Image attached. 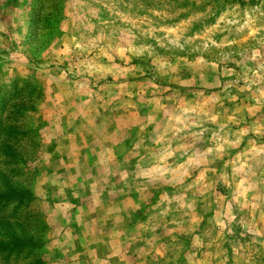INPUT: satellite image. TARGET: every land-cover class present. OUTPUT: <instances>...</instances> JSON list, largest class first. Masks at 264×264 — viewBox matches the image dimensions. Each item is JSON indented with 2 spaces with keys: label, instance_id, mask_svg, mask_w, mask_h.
Instances as JSON below:
<instances>
[{
  "label": "rangeland",
  "instance_id": "rangeland-1",
  "mask_svg": "<svg viewBox=\"0 0 264 264\" xmlns=\"http://www.w3.org/2000/svg\"><path fill=\"white\" fill-rule=\"evenodd\" d=\"M0 264H264V0H0Z\"/></svg>",
  "mask_w": 264,
  "mask_h": 264
}]
</instances>
